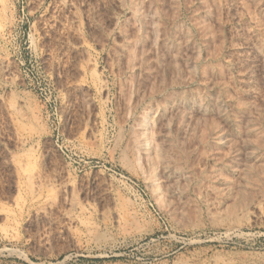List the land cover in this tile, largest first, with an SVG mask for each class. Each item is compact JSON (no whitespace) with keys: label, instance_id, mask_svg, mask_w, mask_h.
Segmentation results:
<instances>
[{"label":"rangeland","instance_id":"1","mask_svg":"<svg viewBox=\"0 0 264 264\" xmlns=\"http://www.w3.org/2000/svg\"><path fill=\"white\" fill-rule=\"evenodd\" d=\"M0 264H264V0H0Z\"/></svg>","mask_w":264,"mask_h":264},{"label":"bare ground","instance_id":"2","mask_svg":"<svg viewBox=\"0 0 264 264\" xmlns=\"http://www.w3.org/2000/svg\"><path fill=\"white\" fill-rule=\"evenodd\" d=\"M11 108H12V107H11ZM14 109H15V108H14ZM13 111H14V110H13ZM24 160H25V159H24ZM20 165H22V164L20 163ZM20 165H19V166H20ZM25 176H27V175H25ZM29 176H30V175L28 174V177H29Z\"/></svg>","mask_w":264,"mask_h":264}]
</instances>
